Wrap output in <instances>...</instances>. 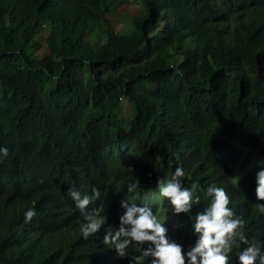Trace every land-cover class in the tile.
<instances>
[{
    "label": "trees",
    "instance_id": "1",
    "mask_svg": "<svg viewBox=\"0 0 264 264\" xmlns=\"http://www.w3.org/2000/svg\"><path fill=\"white\" fill-rule=\"evenodd\" d=\"M109 1L0 0V264L137 260L131 245L121 258L103 243L122 198L149 205L187 248L189 217L210 184L225 189L249 242L264 245L254 195L264 167V0H140L124 33L106 17ZM176 166L185 186L198 182L200 201L174 215L157 180ZM94 186L101 196L88 207L108 224L84 238L67 191ZM27 207L36 215L26 223ZM245 246L233 247L230 264Z\"/></svg>",
    "mask_w": 264,
    "mask_h": 264
},
{
    "label": "clouds",
    "instance_id": "2",
    "mask_svg": "<svg viewBox=\"0 0 264 264\" xmlns=\"http://www.w3.org/2000/svg\"><path fill=\"white\" fill-rule=\"evenodd\" d=\"M7 156L8 148L0 146V161ZM184 176L183 168L176 166L169 179L157 180L159 195L167 198L169 211L174 215L188 213L193 204L200 201L196 195L198 182L192 181L185 186L181 179ZM136 188V182L127 184L128 193H133ZM202 191L206 193L208 201L202 210L189 217L194 235L191 246L185 248L172 238L166 225L157 219L149 205L130 202L125 198L119 202L122 211L118 215V226L104 228V245L114 249L121 258L128 256L130 245L138 249L140 256L137 260L130 259L129 264H137V261L143 264L146 257L150 258L148 264H230L229 253L234 246L238 247L243 242L246 246L237 253L236 264H264V245L249 242L244 231V220L235 216L229 207L230 197L225 189L210 184ZM67 195L71 197L82 218L80 231L84 238L99 232L102 226L108 224L106 214L88 207L92 201L100 198L99 188L94 186L91 194H82L69 187ZM254 195L256 209L264 214V167L255 173ZM23 215L27 223L36 215V210L27 207Z\"/></svg>",
    "mask_w": 264,
    "mask_h": 264
},
{
    "label": "rangeland",
    "instance_id": "3",
    "mask_svg": "<svg viewBox=\"0 0 264 264\" xmlns=\"http://www.w3.org/2000/svg\"><path fill=\"white\" fill-rule=\"evenodd\" d=\"M111 11L106 15L110 20L115 32L124 33L130 28V19L132 15H136L139 12L140 0H110ZM46 51L42 50L36 52L37 57L46 55ZM131 113V105L126 99L121 100L120 109L118 114L127 119Z\"/></svg>",
    "mask_w": 264,
    "mask_h": 264
}]
</instances>
